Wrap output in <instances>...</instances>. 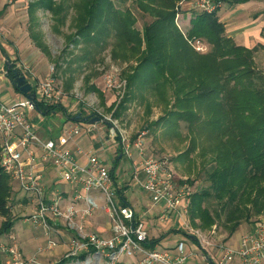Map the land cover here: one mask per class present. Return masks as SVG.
<instances>
[{"label": "trees", "instance_id": "trees-1", "mask_svg": "<svg viewBox=\"0 0 264 264\" xmlns=\"http://www.w3.org/2000/svg\"><path fill=\"white\" fill-rule=\"evenodd\" d=\"M65 1L30 0L26 9L31 19L38 9L50 12L56 31L64 24L68 10L74 11L71 25L75 30L64 35V49L81 42L94 43L102 49L113 37V59H139L123 72L124 92L118 103L107 108L112 115L127 101L132 88H145L169 106V125L185 123L190 134L188 152L196 150V132L204 133L208 139L199 153L203 157L210 154L213 164L207 170L208 186L191 194L188 214L192 224L201 230L215 226L217 234L216 223L221 222L232 235L242 222H257L264 216V66L259 69L254 61V52L262 45L247 47L236 43L226 34L218 9L211 13L199 10L190 18L186 34L202 39L210 47L204 53L196 51L175 22L178 0H131L139 11L152 18L141 29L135 28L132 11L115 5L114 0ZM30 35L42 48L38 34L31 31ZM0 50L6 56L4 49ZM63 52L55 56V67L60 66ZM90 55L93 53L85 49L79 57L68 59L67 66L78 61L80 67ZM88 81L86 77L85 82ZM89 87L97 90L93 84ZM167 89L171 90L170 97ZM32 90L35 91L34 86ZM37 106L43 115L62 109L66 118L78 122L77 113L70 115L60 103L45 104L37 99ZM92 114L103 119L97 112ZM167 116H161L154 124ZM114 168H110L111 174ZM9 180L0 166V216L4 217L0 236L14 225L7 205ZM162 237L148 239L145 246L154 248ZM86 255L87 252L63 256L55 264L82 260Z\"/></svg>", "mask_w": 264, "mask_h": 264}, {"label": "built area", "instance_id": "built-area-1", "mask_svg": "<svg viewBox=\"0 0 264 264\" xmlns=\"http://www.w3.org/2000/svg\"><path fill=\"white\" fill-rule=\"evenodd\" d=\"M222 3L223 0H182L176 6V18L180 17L181 10L198 9L211 13ZM192 44L196 50L206 49L200 39H195ZM18 68L23 74L29 72L24 64ZM111 81L109 78L108 83ZM32 86L37 99L39 97L45 104L60 100L52 71L45 80ZM32 108L25 97L13 103H5L0 98V166L16 182L19 191L25 197L29 196L33 211L24 220L42 228L48 247L65 246L64 256H78L93 249L91 253L104 258L107 264H122L123 258H136L137 264H187L188 253L183 239L177 240L173 248L159 250L145 246L149 234L141 215L156 208L158 221L168 222L175 214L174 221L179 230L181 226L176 218L183 223V238L187 240L191 234L195 236L198 248L205 251L214 248L217 252L215 264H231L236 257L243 264H264V216L259 218L255 230L242 235L235 245L216 238L215 226L204 234L187 222L192 194L190 186L177 180L165 159L143 154L138 138L133 144L138 151L137 163L116 176L92 150L83 152L77 147L78 153L86 155L84 163L74 157L69 143L75 141V134H79L78 125L64 126L55 138H42L27 116V109ZM113 132L114 127L110 126L104 140L115 142ZM119 146L122 153L131 156V144L119 143ZM46 166L51 167L57 182L71 187V200L66 201L57 186L49 191L45 189L43 172ZM134 188L148 200L141 208V214L125 197L126 190ZM97 210L107 214L108 227L86 230L83 221ZM43 249L41 247L37 255ZM0 252L4 254L5 264H40L36 254L24 256L14 241L0 243Z\"/></svg>", "mask_w": 264, "mask_h": 264}, {"label": "rangeland", "instance_id": "rangeland-1", "mask_svg": "<svg viewBox=\"0 0 264 264\" xmlns=\"http://www.w3.org/2000/svg\"><path fill=\"white\" fill-rule=\"evenodd\" d=\"M29 1L30 0H5L7 7L5 6L4 10L0 13V36L2 34L8 36L19 34L20 40L25 42L22 46L19 60L28 67V73L33 74L36 83L45 80L52 71V76L55 79V87L60 91V100H58L57 103H60L66 108L70 115L78 112H82V115L97 112L103 116V121L95 123L93 128L96 131L98 129L107 131V128L110 126L104 121L111 123V126L114 127L113 136L116 140L117 147H115L114 150L111 148V152L109 151V145L113 144L112 140L110 141L112 144H98V146H94L95 143H99V141L96 140V133L90 135L87 134L86 131H81L80 135L75 134L73 136L75 144L81 149L84 148L83 150L93 147L94 153L99 155L104 165L107 168L115 167L114 171H118V176H121L124 171L126 172L133 165V160L138 153L133 144L138 138V141L140 140L142 143L141 148L143 154L158 159H165L172 168L177 180L179 182H186L190 186L192 193L207 187L209 184L207 170L213 162L209 158L210 154L203 157L199 152L202 146L207 145L208 139L204 136V133L196 132V150L188 152L186 150L190 141L188 129L183 121H179L174 125H169L168 121L170 118L167 116L169 106L166 105V102L160 96L158 97L152 91L145 88L137 89L134 87L128 93L129 97L127 101L116 110L114 115L107 109L112 103H118L124 92L123 72L128 71L130 65L136 64L139 59L132 58L127 61H122L120 58L117 60L113 59L111 57L113 37H109L106 45L102 49H99L94 43L84 45L83 42L74 47L70 44L67 49H64V35L75 30L71 25L74 11L72 9L68 10L64 24H60V30L56 31L54 28L55 20H53L51 13L46 10L38 9L33 15V19L29 18L26 9ZM70 1L71 0H66L65 2L70 3ZM180 1L182 0L176 2V6ZM114 2L115 5L129 8L130 11H132L136 19L134 26L137 29H141L144 24L152 20L147 13L139 11L131 0H126L124 3H121L119 0H114ZM257 4L258 8H262V10L252 8L250 10L252 11L251 14L261 11L264 15V0H257ZM198 11V9H191L190 11L181 10L178 19L175 15V22L178 28L193 48L192 42L200 38L187 37L186 32L189 28V23H187V21ZM177 12L176 9V13ZM31 31H35L38 34L39 39L37 41L43 45L42 48L31 37ZM226 33L228 34L229 32L226 31ZM0 40L4 42L3 37H0ZM200 40L206 47L205 51L194 49L204 53L210 46L202 39ZM257 40L263 45L255 50L254 61L257 68L263 69L264 31L262 33V38ZM257 40L250 43L251 47L258 43ZM235 42L238 44L243 43V41L239 39H235ZM85 49L93 53V55H90V59L82 62L80 67L77 65L78 61L72 62L67 66L68 59L75 58V56L79 57ZM62 50H64V52L59 60L60 66L55 67V56L57 57ZM86 77L89 79L88 83L85 82ZM109 78L112 80L111 84L108 83ZM70 81L72 83L68 88L66 85ZM29 83L33 85L34 81L30 80ZM90 84H93L97 90H91L89 87ZM170 95L171 90L167 89V96L170 97ZM56 112L58 115H62V117L65 118V123L71 121V119L65 117L62 109ZM56 112L45 115L43 119L39 120V122L36 123V129L39 128L40 125L46 128L50 127V130H53L54 127H58L61 123L59 122V118L55 116ZM161 116L167 117L159 123L154 124ZM78 123L83 122L78 121ZM57 133L58 132H56V134ZM104 139L103 137V140ZM119 143L131 144V155L133 156L123 155L115 162L116 155L119 153ZM9 184L11 191L7 205L10 210L9 217L14 221L13 226L15 228L12 226L9 232L2 234L0 236V243L14 241L16 246L19 247L22 252H25L23 255L26 257L33 254L37 255L41 247L45 248L37 255V262L40 264H55L66 254V247L63 245L48 247L46 245V236L42 228L31 221L27 222L24 220V218L33 211L32 203L30 204L31 201L28 199L29 196L25 197V194L19 191L16 182L12 179L9 180ZM125 194L126 198L136 203V205L142 203L141 191L139 189H128ZM135 208L138 209V206ZM99 215L104 216L101 221L96 220ZM188 216L187 222L189 225L198 227L192 224ZM147 218L148 224L154 228L155 233L159 231L163 233L164 236L166 235V239L162 240L155 247L159 250L173 248L172 245L179 239L178 236L183 233L175 235L173 231H164L168 225H171V221L160 222L158 220L156 221V219ZM3 220L4 217L0 216V222ZM147 220H144L146 224ZM105 221H108L107 215H105L103 210H97L92 215L88 216L87 220L83 221V225L86 230L94 231L103 227ZM176 221L183 229V223L180 219L176 218ZM88 222H90V224ZM243 224L245 223L242 222L241 225ZM216 225V238L222 240L237 239L235 237L236 234L239 233L241 225L232 235H228L227 228L221 222H217ZM181 227L180 230H182ZM198 229L200 230L201 228L198 227ZM209 230L206 229L201 231L207 234ZM181 239L185 240V252L190 253L188 254L187 264L194 263V261L198 259V254H200V256H205L206 251L204 250V253L202 249L198 248L194 240L191 241L190 238L186 240L183 237ZM22 242L30 243V246H27V253L19 246ZM203 259L202 257L200 262L205 264ZM136 262V258H123L122 260V264H137ZM0 264H5L4 254H0ZM67 264H107V262L104 258L93 255V253L90 252L87 253L84 259L74 260Z\"/></svg>", "mask_w": 264, "mask_h": 264}, {"label": "crops", "instance_id": "crops-1", "mask_svg": "<svg viewBox=\"0 0 264 264\" xmlns=\"http://www.w3.org/2000/svg\"><path fill=\"white\" fill-rule=\"evenodd\" d=\"M0 2H1V4H0L1 5L0 6V13H1V11L4 10L6 3H5V0H0ZM252 8H255L256 10H262V8H258L257 0H245V1H242V0H225L224 1L223 0L221 7L217 11V15H218L220 21L223 22V24L225 26V30L227 32H229L228 34L227 33L226 34L229 37H231L232 39H234V41H235V39H239V40L243 41L242 45H245L247 47H251L250 43H253L257 39H261L262 33L264 31V15H263V13L260 11L258 13L251 14L252 11H250V10ZM187 23H189V25H190L189 21H187ZM184 25H185V23H184ZM0 37L4 38V42L0 40V47L4 49V52L11 59V61L14 62L15 65L18 67H20L21 64H24V63L20 62L21 60H19V56L21 54L22 46L25 42H22V40H20L19 34H12V36L2 34ZM257 41H258V43H256V44H260L259 40H257ZM261 45H263V44H261ZM252 46H254V45H252ZM24 74L26 75L28 81H30V80L34 81L33 85L36 84V81H35L33 74H31V73L30 74L24 73ZM23 97L24 96H22V94L18 93L14 89V87L12 86L8 77L5 75V54H3L0 50V98L5 103H13V102L21 100ZM38 99H39V97H38ZM63 109H65L67 112L66 108L63 107ZM57 115H58V113L56 112L55 116L59 118V122L61 123L58 127H54L53 130H50V127L46 128V127L40 125V127L36 129V126H37L36 123L39 122V120L43 119V117L45 115L40 113L34 107L32 109H27V116H28L30 121L32 120L31 122H32L34 130L42 138H48V137L55 138L62 132V129L64 126L66 127L68 125H78L79 126V134L78 135H80L81 131L82 132L86 131L87 134H90V135H93L96 133V135H97L96 140L99 141V143H95L94 146H98V144L103 145V144L110 143V140H107V141L103 140V137L104 138L107 137L109 127L107 128V131L106 130L103 131V130H99V129L96 131L93 128L94 126H90L87 123H78V122H75L73 120L68 121V123L67 122L65 123V121H66L65 118L62 117V115H58V116ZM56 132H58V133L56 134ZM102 135H104V136H102ZM112 143H110L112 145H109V151L111 150V148H113V150H114L115 147H117L116 141L115 142L112 141ZM69 147L71 148L73 155L78 160V162L84 163L85 159H86V155L84 153H78L76 151L78 146L75 144V141H74V143L70 142ZM118 148H119L118 150H120L119 145H118ZM89 150L94 151L93 147H91V148H88L87 150H83V152H88ZM117 155L119 158H121L123 155H126V154L119 151V154H117ZM131 156H133V155H131ZM137 161H138V156H136V158L133 160V164H136ZM115 162H117V159ZM116 164H118V163H116ZM116 172H118V171H114V174L117 176L119 174V172L118 173H116ZM120 173H122V172H120ZM43 183H44L45 189H48V191H49V188L56 187V186L59 187L63 191L62 195L64 196L66 201H69L72 199L73 190L71 189V187L68 184L59 183L56 181L54 172L52 171L50 166L45 167V171L43 172ZM141 196H142V203L139 205H136V203H133V201L128 200L129 204L133 208L138 206V209L135 208V211L138 214H141V212H143V210H141V208L143 206L145 207L148 204V200L145 198L143 193H141ZM125 197H126V194H125ZM157 213H158V210L156 208H154L150 211L148 210L146 213L141 215V219L143 220V222L147 228V231L149 234V239L156 238V237L159 238L160 236H163L161 238V240L158 242V243H160L162 240L166 239V235L164 236V234L160 233L159 231H156V233H155L154 228L148 224V220H147L148 219L147 217H149L151 219H156V221H157V218H156ZM105 215H107V214L105 213ZM103 217L104 216L99 215L96 220L101 221L103 219ZM174 219H175V214H173L171 216V219H170L171 225H168L164 231H167V232L173 231L175 235H178L179 233H183L181 230H179V228H177V224L174 221ZM144 220L145 221L147 220V224L145 223ZM172 220H173V222H172ZM88 223L90 224V222H88ZM244 223L245 224H243V225L240 224L241 228L239 230V233H237L236 237H235L237 239H234V240L229 239V240L224 241V242L227 244L235 245L242 235L247 234V233H251L255 230L258 221L257 222L251 221V222H244ZM103 227L104 228L108 227V221L107 222L105 221V225L103 224ZM178 237H179L178 240H180L183 237V234L179 235ZM190 240L193 241L192 239H190ZM175 243H176V241L174 242V244ZM174 244L172 246H174ZM19 246L22 247L27 253V251H28L27 246H30V243L29 242L28 243L22 242V243H20ZM203 252L205 253L204 250H203ZM23 253H25V252H23ZM188 254H190V253H188ZM206 256H209L214 262V260L217 256V252H216V250H214V248H210L208 251H206L205 256L204 255L200 256V254H198V259H196L194 261V263H192V264H202L200 262V259H202V257L204 258L203 260L205 261V264H210L207 261ZM187 261H188V258H187ZM231 264H243V263L241 262L239 257H236Z\"/></svg>", "mask_w": 264, "mask_h": 264}, {"label": "water", "instance_id": "water-1", "mask_svg": "<svg viewBox=\"0 0 264 264\" xmlns=\"http://www.w3.org/2000/svg\"><path fill=\"white\" fill-rule=\"evenodd\" d=\"M9 72L11 73V75H9ZM5 75L8 77L12 86L16 87L19 92H21V94L30 102V104L36 110H38L39 107L37 106L36 92L32 90V85L29 83L26 76L21 72V70L16 65H12V61L7 55L5 56ZM75 118L79 122L87 124H95L102 120L100 116L96 114H90L88 116L81 117L80 112L75 115ZM105 123L111 126V123L107 121ZM189 238L192 240H196L195 236L191 234H189ZM206 259L210 264H215L209 256H206Z\"/></svg>", "mask_w": 264, "mask_h": 264}, {"label": "flooded vegetation", "instance_id": "flooded-vegetation-1", "mask_svg": "<svg viewBox=\"0 0 264 264\" xmlns=\"http://www.w3.org/2000/svg\"><path fill=\"white\" fill-rule=\"evenodd\" d=\"M88 115H90V114H85V115H82V114H81V117L88 116Z\"/></svg>", "mask_w": 264, "mask_h": 264}, {"label": "bare ground", "instance_id": "bare-ground-1", "mask_svg": "<svg viewBox=\"0 0 264 264\" xmlns=\"http://www.w3.org/2000/svg\"><path fill=\"white\" fill-rule=\"evenodd\" d=\"M23 96V95H22Z\"/></svg>", "mask_w": 264, "mask_h": 264}]
</instances>
